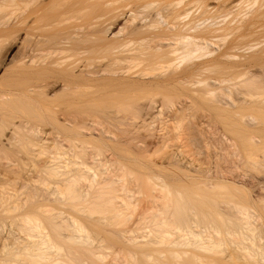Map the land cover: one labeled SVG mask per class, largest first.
Masks as SVG:
<instances>
[{
  "label": "bare ground",
  "instance_id": "1",
  "mask_svg": "<svg viewBox=\"0 0 264 264\" xmlns=\"http://www.w3.org/2000/svg\"><path fill=\"white\" fill-rule=\"evenodd\" d=\"M0 264H264V0H0Z\"/></svg>",
  "mask_w": 264,
  "mask_h": 264
}]
</instances>
